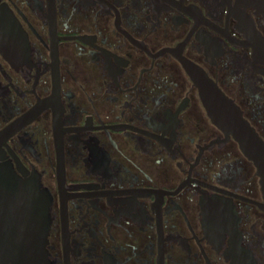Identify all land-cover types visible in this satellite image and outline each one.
<instances>
[{"label":"flooded vegetation","instance_id":"obj_1","mask_svg":"<svg viewBox=\"0 0 264 264\" xmlns=\"http://www.w3.org/2000/svg\"><path fill=\"white\" fill-rule=\"evenodd\" d=\"M3 9L0 264H25L37 187L51 222L42 255L28 233V264H264L261 177L187 68L264 139V0Z\"/></svg>","mask_w":264,"mask_h":264},{"label":"water","instance_id":"obj_2","mask_svg":"<svg viewBox=\"0 0 264 264\" xmlns=\"http://www.w3.org/2000/svg\"><path fill=\"white\" fill-rule=\"evenodd\" d=\"M10 13L6 10H0V26L6 25V18ZM10 21V19H8ZM5 31V28H4ZM2 41L11 39L5 37V34L0 35ZM187 68L192 73L196 83L200 86L201 96L204 104L208 109L213 121L222 128L227 135H233V137L239 142L243 152L254 162L257 167L258 174L260 175V183L264 193V139L257 133V131L250 125V123L244 118L239 106L229 98L222 90L217 88L207 76L200 71H195L190 66ZM198 78H197V77ZM24 195V232L25 240L20 249L21 254L19 260L24 258L25 264H28L27 250L33 247V244H29L27 240L30 230L33 231V239L35 241L34 247L37 251V255H42L44 244L47 241V236L50 228V202L46 196V192L37 187L33 194L27 193L28 189H25Z\"/></svg>","mask_w":264,"mask_h":264}]
</instances>
